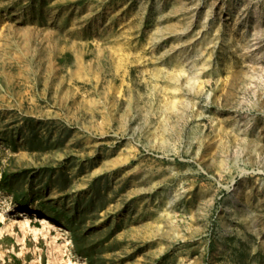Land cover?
<instances>
[{
  "label": "rangeland",
  "instance_id": "obj_1",
  "mask_svg": "<svg viewBox=\"0 0 264 264\" xmlns=\"http://www.w3.org/2000/svg\"><path fill=\"white\" fill-rule=\"evenodd\" d=\"M65 158L103 264H264V0H0V171ZM39 209L0 190V264H88Z\"/></svg>",
  "mask_w": 264,
  "mask_h": 264
},
{
  "label": "trees",
  "instance_id": "obj_2",
  "mask_svg": "<svg viewBox=\"0 0 264 264\" xmlns=\"http://www.w3.org/2000/svg\"><path fill=\"white\" fill-rule=\"evenodd\" d=\"M71 158H65L59 166L57 174L58 183L55 184L61 197L50 199L49 194L52 186V177L56 173L50 171L47 182L37 189L39 174L23 170L18 173L0 171V190L13 194L17 202L23 205L40 200L38 214L48 221L55 223L69 232L70 240L73 243L74 252L79 257L85 259L88 264H103V254L106 252L103 247L109 242L122 227L116 225L104 239H98L100 227L96 224L101 218V214L107 209L110 201L106 194L100 195L99 191L91 198H87L84 191L72 193V180L85 174V165L81 164L78 168L71 163ZM49 167H45L43 171ZM77 168L74 176H70V170ZM92 168V167H91ZM98 177L97 180H101ZM93 188V187H92ZM99 203L97 204V201Z\"/></svg>",
  "mask_w": 264,
  "mask_h": 264
},
{
  "label": "bare ground",
  "instance_id": "obj_3",
  "mask_svg": "<svg viewBox=\"0 0 264 264\" xmlns=\"http://www.w3.org/2000/svg\"><path fill=\"white\" fill-rule=\"evenodd\" d=\"M44 221H46L45 222V228L46 229H54V230H56L57 232L58 231H66L63 227H61V226H59V225H57V224H55V223H52L51 221H48V220H43V222Z\"/></svg>",
  "mask_w": 264,
  "mask_h": 264
}]
</instances>
